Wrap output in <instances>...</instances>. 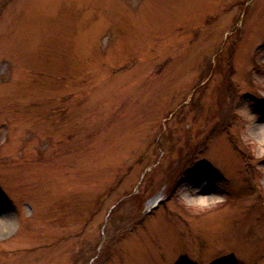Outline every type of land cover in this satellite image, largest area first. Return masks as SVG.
Listing matches in <instances>:
<instances>
[{"label":"rangeland","instance_id":"obj_1","mask_svg":"<svg viewBox=\"0 0 264 264\" xmlns=\"http://www.w3.org/2000/svg\"><path fill=\"white\" fill-rule=\"evenodd\" d=\"M244 104L264 0H0V264H264Z\"/></svg>","mask_w":264,"mask_h":264},{"label":"clouds","instance_id":"obj_2","mask_svg":"<svg viewBox=\"0 0 264 264\" xmlns=\"http://www.w3.org/2000/svg\"><path fill=\"white\" fill-rule=\"evenodd\" d=\"M258 113L252 111L248 104L236 107V116L240 122L238 133L250 152L258 159L264 158V123L258 122ZM200 191L202 185H185Z\"/></svg>","mask_w":264,"mask_h":264},{"label":"bare ground","instance_id":"obj_3","mask_svg":"<svg viewBox=\"0 0 264 264\" xmlns=\"http://www.w3.org/2000/svg\"><path fill=\"white\" fill-rule=\"evenodd\" d=\"M12 146V145H11ZM1 226H4L1 222H0V229H1Z\"/></svg>","mask_w":264,"mask_h":264}]
</instances>
